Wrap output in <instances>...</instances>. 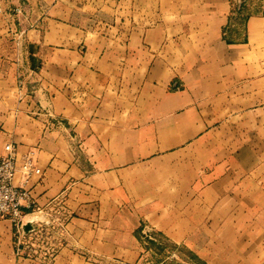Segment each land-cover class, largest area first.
<instances>
[{
	"label": "crops",
	"instance_id": "1",
	"mask_svg": "<svg viewBox=\"0 0 264 264\" xmlns=\"http://www.w3.org/2000/svg\"><path fill=\"white\" fill-rule=\"evenodd\" d=\"M122 1L99 31L44 19L39 106L0 79V157L32 150L34 204L74 215L53 264H138L141 222L204 264H264V10L240 29L237 0ZM14 238L0 219V264H33Z\"/></svg>",
	"mask_w": 264,
	"mask_h": 264
},
{
	"label": "rangeland",
	"instance_id": "2",
	"mask_svg": "<svg viewBox=\"0 0 264 264\" xmlns=\"http://www.w3.org/2000/svg\"><path fill=\"white\" fill-rule=\"evenodd\" d=\"M104 2L107 7L102 6ZM251 2L253 7L248 2L245 5L242 0L235 3L232 21L241 26L240 29L248 16L260 15L264 10V0ZM124 5L122 0H0V79H15L18 96L26 103L31 99L35 106L36 82L39 81L37 71L42 60L35 45H38L40 32L44 30V19L53 18L83 31L94 32L102 27L97 20L128 16L129 10ZM36 106H39V101ZM32 112L34 115L42 113L40 110ZM73 217L64 196L44 205L34 204L23 218V228L14 226L15 255L29 259L33 264H53L60 248L67 242V225ZM135 232L142 247L138 264L205 263L189 248L175 244L143 222ZM105 264L123 263L114 258Z\"/></svg>",
	"mask_w": 264,
	"mask_h": 264
},
{
	"label": "built area",
	"instance_id": "3",
	"mask_svg": "<svg viewBox=\"0 0 264 264\" xmlns=\"http://www.w3.org/2000/svg\"><path fill=\"white\" fill-rule=\"evenodd\" d=\"M175 87L179 88V85ZM18 173L20 180L15 183ZM34 176L38 182L42 176L34 152L28 150L18 154L13 143H6L0 157V219H9L17 228H23L24 209L34 205L29 185ZM16 251L18 253L19 248Z\"/></svg>",
	"mask_w": 264,
	"mask_h": 264
}]
</instances>
